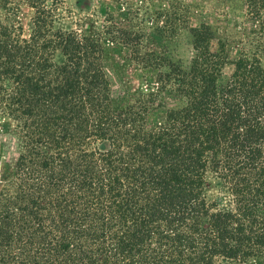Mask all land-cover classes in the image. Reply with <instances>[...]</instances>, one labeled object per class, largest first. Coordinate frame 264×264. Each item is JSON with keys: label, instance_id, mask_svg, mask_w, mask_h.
I'll return each mask as SVG.
<instances>
[{"label": "trees", "instance_id": "16d2710c", "mask_svg": "<svg viewBox=\"0 0 264 264\" xmlns=\"http://www.w3.org/2000/svg\"><path fill=\"white\" fill-rule=\"evenodd\" d=\"M46 1L57 2L26 0L27 36L0 23V105L19 133L0 170V264H264L256 56L229 60L200 26L186 63L163 61L113 18L101 30H52ZM243 1L264 30V0ZM106 42L129 48L147 73L125 106L105 76ZM207 170L225 183L232 210L206 203Z\"/></svg>", "mask_w": 264, "mask_h": 264}, {"label": "rangeland", "instance_id": "374dc122", "mask_svg": "<svg viewBox=\"0 0 264 264\" xmlns=\"http://www.w3.org/2000/svg\"><path fill=\"white\" fill-rule=\"evenodd\" d=\"M46 4L52 7V30H101L107 24L105 18H113L120 27L139 35L142 52H153L163 61L186 63L194 54L191 31L204 26L211 36V50L221 42L229 60L241 53L254 54L264 68V30L248 20L243 0H57L53 5L49 1ZM32 17L33 8L26 0H0V23L20 26L22 36L32 28ZM103 68L119 106L132 103L145 87L143 75L147 73L132 59L130 49L118 42L105 43ZM230 71V65H225L218 82L225 81ZM160 114L158 110L149 118L156 120ZM17 124L0 105V170L15 153L13 146L9 150V136L19 134ZM204 179L203 196L208 206L232 210L231 195L216 173L207 170Z\"/></svg>", "mask_w": 264, "mask_h": 264}]
</instances>
